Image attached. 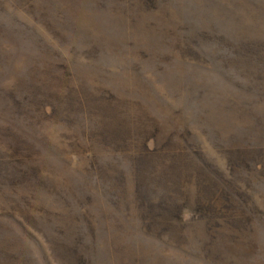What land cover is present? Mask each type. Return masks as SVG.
<instances>
[{"label":"rangeland","instance_id":"1","mask_svg":"<svg viewBox=\"0 0 264 264\" xmlns=\"http://www.w3.org/2000/svg\"><path fill=\"white\" fill-rule=\"evenodd\" d=\"M0 264H264V0H0Z\"/></svg>","mask_w":264,"mask_h":264}]
</instances>
